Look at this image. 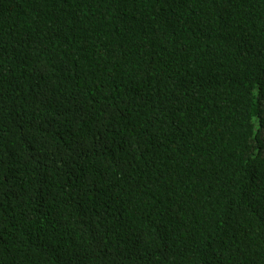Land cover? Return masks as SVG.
I'll list each match as a JSON object with an SVG mask.
<instances>
[{"label": "trees", "instance_id": "obj_1", "mask_svg": "<svg viewBox=\"0 0 264 264\" xmlns=\"http://www.w3.org/2000/svg\"><path fill=\"white\" fill-rule=\"evenodd\" d=\"M0 264H264V0H0Z\"/></svg>", "mask_w": 264, "mask_h": 264}]
</instances>
